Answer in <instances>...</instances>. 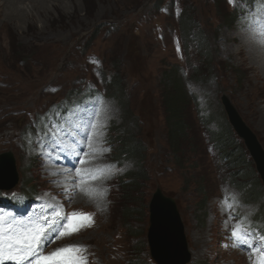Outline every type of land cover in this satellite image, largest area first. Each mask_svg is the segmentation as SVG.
<instances>
[{
	"label": "rangeland",
	"instance_id": "374dc122",
	"mask_svg": "<svg viewBox=\"0 0 264 264\" xmlns=\"http://www.w3.org/2000/svg\"><path fill=\"white\" fill-rule=\"evenodd\" d=\"M216 5L213 0H0V155H13L18 177L10 192L30 195L51 189L29 146L20 143L21 128L59 101L81 97L86 84L100 88L107 97V106L93 118L85 139L94 148L87 171L88 182L97 188L89 193L94 198L76 195L69 206L93 215L94 223L62 239L89 251L82 254L89 264L135 261L133 252L140 246L144 252L139 260L149 264L147 205L158 188L177 204L189 264L242 263L241 253H223L216 244L220 228L214 212L224 176L237 187L248 185L250 202L262 205L258 214L264 219V189L255 164L221 105L222 97L229 100L264 151V89L259 98L248 91L249 67L254 65L249 50L264 53L252 45L264 21L256 22L261 16L258 7L244 16L246 27L241 20L230 26L229 15L237 10L225 1ZM184 9L194 15L196 28L190 35L175 19L174 11ZM108 28L112 29L107 34ZM90 57L100 66L92 65ZM103 70L106 84L100 75ZM257 71L262 74L258 67ZM173 73L186 97L185 137L177 147L171 145L162 99L176 94L175 86L167 83ZM113 78L120 85L119 94L113 90ZM108 112L112 130L107 135ZM219 133L228 136L234 152L239 151L236 158L229 156L230 148L224 147ZM116 138L126 147L136 145L141 160L114 157L120 149ZM211 142L216 145L213 149L208 148ZM113 160L121 166L110 164ZM127 171L139 177L131 194L115 179ZM130 205L138 209L129 223L132 232L127 217L133 215L125 210ZM253 226L264 229L259 222Z\"/></svg>",
	"mask_w": 264,
	"mask_h": 264
},
{
	"label": "water",
	"instance_id": "95a60500",
	"mask_svg": "<svg viewBox=\"0 0 264 264\" xmlns=\"http://www.w3.org/2000/svg\"><path fill=\"white\" fill-rule=\"evenodd\" d=\"M227 120L234 132L244 142L252 157L256 171L264 186V152L255 135L244 124L235 108L225 97L221 99ZM17 184L14 161L10 153L0 156V189L10 190ZM149 230L147 242L151 257L156 264H186L189 255L186 251L183 226L171 197L160 190L153 194L148 206Z\"/></svg>",
	"mask_w": 264,
	"mask_h": 264
},
{
	"label": "snow or ice",
	"instance_id": "6c2138e0",
	"mask_svg": "<svg viewBox=\"0 0 264 264\" xmlns=\"http://www.w3.org/2000/svg\"><path fill=\"white\" fill-rule=\"evenodd\" d=\"M260 5V12L264 13V0H260ZM260 21H264V15H261L259 21L256 22ZM261 33H264V28H261ZM228 206L231 207V205ZM56 215L59 219L49 226V230L55 228L57 231L52 239L65 235L70 236L85 226V224L72 226L67 217H60L58 212ZM72 216L82 217L87 226L91 225V214L72 213ZM60 220L66 223H61ZM232 236L237 243L244 242L248 247L253 246L247 244L249 233L243 225L233 228ZM46 237L47 232L38 223H27L10 214L0 212V264H87V258L82 255L86 249L74 245L58 249L49 256H43L42 249L46 243L50 242ZM260 240L264 241V235L260 237ZM259 251L264 253V248ZM258 264H264V256Z\"/></svg>",
	"mask_w": 264,
	"mask_h": 264
},
{
	"label": "trees",
	"instance_id": "16d2710c",
	"mask_svg": "<svg viewBox=\"0 0 264 264\" xmlns=\"http://www.w3.org/2000/svg\"><path fill=\"white\" fill-rule=\"evenodd\" d=\"M213 2H214V5H216V4H222L223 1L222 0H213ZM216 7H219V6L216 5ZM229 16L230 17L228 18V20H229L228 22H229V25L231 26L235 17H233V15H229ZM179 22H181V24L184 26L183 28H184L185 33H187L189 35L191 33L190 31L193 28H196L195 21H194V15L192 12L187 11V9H185V11H183V13L181 14V16L179 18ZM181 31H182V33H184L183 29ZM199 39L201 40V37ZM206 50H208V49H206ZM173 74H174V77H173ZM173 74L171 75V77H168L167 83L170 85V87L175 86V89L177 90V91H175L176 94H174V95L171 94V96H168V97L163 96L162 99L166 105L165 109L169 115L167 117V119H168V124L171 127V131H170V133H171V145L177 147L179 144V140L182 139L183 137H185L184 131H185L186 127H185L184 115H182V112L185 111L184 107L186 105V101H185L186 97H185V94H184V91H183L181 85L178 82L175 83V77L176 76H175V73H173ZM113 79H114L113 80V90L115 93L119 94L118 92L120 91V88H119L120 85L115 78H113ZM173 83H175V85H172ZM180 106H182V107H180ZM171 122H172V124H171ZM219 137L221 138L220 141L222 142V144H225L224 147L230 148L229 152H228V154H230L229 156L232 158H236L237 157L236 153L239 154V151L236 149V151L234 152L233 148L230 147L231 140H229L228 136L225 134L219 133ZM116 142H118L120 144V149L117 151V155H115L117 158L121 157V155H124L130 159L141 160V156L139 154L140 150L138 147H136V145L130 144V147H126L127 143L121 141L120 138H118V139L116 138ZM123 151H124V153H123ZM240 164L242 165V162ZM239 176H241V174H239ZM243 178H245V177L242 175L240 177V179H243ZM138 181H139V177L137 175L128 174L126 179L120 185H121V188L124 192L127 191L126 193L131 194L135 189H137V185H138L137 182ZM129 199H131V197ZM132 200H133V197H132L131 201ZM125 210L128 214L133 215L131 217H127L129 220V221H127L128 222L127 226L129 227L128 231L132 232L133 229L129 223L133 219L132 217L137 215L136 212L138 211V209H137V207L130 205V208L127 207ZM132 237L138 238V236L134 235V234H132ZM135 247H137V245ZM142 251L143 250H142L141 246H140V249L135 248L133 253H135V256L137 258L134 262L130 261L128 263L129 264H137V263L143 264V262L139 261V255Z\"/></svg>",
	"mask_w": 264,
	"mask_h": 264
},
{
	"label": "bare ground",
	"instance_id": "6f19581e",
	"mask_svg": "<svg viewBox=\"0 0 264 264\" xmlns=\"http://www.w3.org/2000/svg\"><path fill=\"white\" fill-rule=\"evenodd\" d=\"M247 50H249V48L248 49L246 48V51H244V52H240V53H243L242 56H245L246 55ZM249 52H251L250 53L251 56L254 57L253 60L250 58V60H252V62H253L254 65H251L249 67V70L252 73L251 74L252 78H250L251 85L248 84V91H250V94L252 93L255 96V98H257V97L259 98V96L261 95V91H263V89H264L263 88L264 87L263 86L264 85V79H263L264 78V53L263 52H260V51H258L256 49H252V48L249 50ZM257 67L260 68L262 74H259L258 73ZM263 93H264V91H263ZM263 103H260V104H263ZM262 118L264 119V116H262ZM84 202L87 203L86 202V199L84 200ZM97 203H99V201H97ZM100 206H102V204H100Z\"/></svg>",
	"mask_w": 264,
	"mask_h": 264
}]
</instances>
